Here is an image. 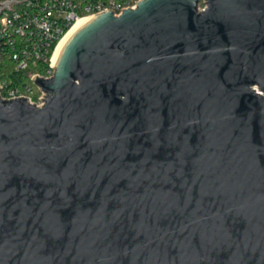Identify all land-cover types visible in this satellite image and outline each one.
<instances>
[{
  "label": "water",
  "instance_id": "water-1",
  "mask_svg": "<svg viewBox=\"0 0 264 264\" xmlns=\"http://www.w3.org/2000/svg\"><path fill=\"white\" fill-rule=\"evenodd\" d=\"M53 67L0 99V264H264V0L106 10Z\"/></svg>",
  "mask_w": 264,
  "mask_h": 264
},
{
  "label": "built area",
  "instance_id": "built-area-1",
  "mask_svg": "<svg viewBox=\"0 0 264 264\" xmlns=\"http://www.w3.org/2000/svg\"><path fill=\"white\" fill-rule=\"evenodd\" d=\"M137 1H12L0 14V99L25 98L30 104L42 106L46 93L35 78L53 75L55 49L73 23L106 10L118 15L123 9L134 8Z\"/></svg>",
  "mask_w": 264,
  "mask_h": 264
},
{
  "label": "bare ground",
  "instance_id": "bare-ground-1",
  "mask_svg": "<svg viewBox=\"0 0 264 264\" xmlns=\"http://www.w3.org/2000/svg\"><path fill=\"white\" fill-rule=\"evenodd\" d=\"M87 20H88V17L77 19L73 23V25L69 28V30L63 35V37L61 38V40L59 41V43L57 44V47L55 49L53 59H52L53 62L55 61L56 57L60 53L62 47L64 46V44L66 43L68 38L74 33V31H76V29H78L81 25H83Z\"/></svg>",
  "mask_w": 264,
  "mask_h": 264
},
{
  "label": "trees",
  "instance_id": "trees-1",
  "mask_svg": "<svg viewBox=\"0 0 264 264\" xmlns=\"http://www.w3.org/2000/svg\"><path fill=\"white\" fill-rule=\"evenodd\" d=\"M39 66H40V67H39V68H40V69H39L40 72L44 73V68H43L41 65H39Z\"/></svg>",
  "mask_w": 264,
  "mask_h": 264
},
{
  "label": "rangeland",
  "instance_id": "rangeland-1",
  "mask_svg": "<svg viewBox=\"0 0 264 264\" xmlns=\"http://www.w3.org/2000/svg\"><path fill=\"white\" fill-rule=\"evenodd\" d=\"M200 6H203V3L202 2L200 3Z\"/></svg>",
  "mask_w": 264,
  "mask_h": 264
}]
</instances>
